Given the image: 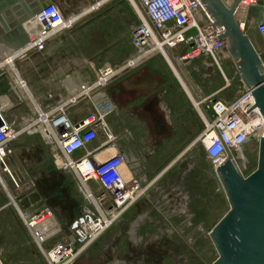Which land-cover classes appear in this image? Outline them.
<instances>
[{"label": "rangeland", "instance_id": "374dc122", "mask_svg": "<svg viewBox=\"0 0 264 264\" xmlns=\"http://www.w3.org/2000/svg\"><path fill=\"white\" fill-rule=\"evenodd\" d=\"M60 1L68 18L77 19L67 32L60 33L50 41L44 52H32L25 59L19 57L21 59L17 64L18 74L23 80L15 79L17 72L11 69L6 70L0 77V99L12 96L11 102L19 103L16 114H12L8 109H3L2 112L10 120L14 115L17 116L18 122L25 119L28 121L33 111H36L33 107H38L41 112L47 114L51 107L61 106L63 104L61 102L64 101L71 104L68 111L79 109L75 112L77 116L85 117L96 111V101L102 99V103L99 104L109 105L112 112L109 120L112 131L116 133L113 119L116 116L115 109L118 108L119 111L121 109L120 102L128 105L127 108L130 110L138 109L141 104L146 105L148 99L142 96L137 98L135 90L129 92H122L120 88L111 90L109 86L113 83L107 86H99L98 83L105 68L118 69L135 54L133 31L138 26L149 25V22L135 0H104L98 8L86 15L85 11L101 0ZM72 58L88 59L87 62L91 64L87 69L84 67L86 74H82L83 71H80L78 66L69 67L71 69L68 71L65 69L60 75L57 74V70L65 68L62 64ZM168 59L169 55L160 53L139 67L128 70L120 78L126 79L134 73L151 77L153 89L148 91L152 92L149 99L151 97L157 106L160 102L170 107L178 121L176 130H169L167 136H156L152 132L147 139L138 135L140 137L138 146L146 144L139 147L143 152V155H139L149 158L150 176L153 179L158 178L151 190L153 194L149 201L153 202L150 204L152 207L143 213L138 207L132 208L121 222L105 234L87 246L80 245L77 264H214L219 258L210 234L230 211V203L219 176L205 156L204 147L192 146L196 137L204 130L205 124L193 98ZM30 62L32 64L28 65ZM201 62L202 66L195 65L197 71L183 68L189 72L188 76L198 85L199 92L204 98L216 93V98L224 99L236 95L240 75L233 63L224 61L218 67L208 68L205 64L209 65L210 61ZM56 78H59V83L54 82ZM24 80L27 81V85L24 83L25 86L22 85ZM46 86H50L51 91ZM84 89H90L86 92H89V95L84 94ZM101 93H104L101 98H95ZM130 97H134L131 99L133 102L130 101ZM74 100L75 102L71 103ZM93 101L96 102L95 106ZM36 112L39 115V111ZM36 126L39 125L28 126L26 129V124L20 126L18 131L22 134L19 140L23 139L25 142L30 139L38 140L39 146L36 149L32 148L31 160L35 158L37 163H40V159L44 172L60 175L59 179L63 180V184L59 190L58 203L64 201V198L68 199L70 212L75 213L76 220L80 221L83 198L71 176L67 175V171L58 166L53 159L57 150L52 130ZM151 144L154 145V149ZM244 156L247 159V175H250L258 168L259 145H248L244 150ZM142 162L146 166V162ZM34 166L38 167L37 164ZM166 169H168L166 173L159 178ZM33 172L34 169L28 171L32 183L34 182L32 174H35ZM17 173L18 177L14 175V178L19 180L21 176L19 171ZM167 194L176 200L177 206L184 197H188L190 201L188 213L166 217V210L160 211L157 203ZM27 195H31L30 200L34 203L42 199L37 191ZM25 201L29 202L28 199ZM145 214L147 218L140 217ZM189 215L190 220L186 218ZM66 228L67 234L73 230L72 226ZM77 228H80L79 225L74 227ZM0 250L4 264L6 261L7 264H45L42 251L31 239L18 215L9 212H4L0 216Z\"/></svg>", "mask_w": 264, "mask_h": 264}, {"label": "built area", "instance_id": "2783aa9c", "mask_svg": "<svg viewBox=\"0 0 264 264\" xmlns=\"http://www.w3.org/2000/svg\"><path fill=\"white\" fill-rule=\"evenodd\" d=\"M139 1L147 13L149 25L138 26L133 31L135 54L118 69L105 68L99 86L114 83L128 70H133L149 58L162 54L161 50L172 54L184 68H188L197 60L210 61L209 65L205 64L208 68L218 67L227 60L232 62L227 42L221 40L224 30L215 26L200 0ZM248 1L251 3L247 5ZM257 1L246 0L241 7H257ZM35 19L39 27L29 34L30 43L6 60L14 56L16 59H25L32 52L42 53L47 50L50 41L70 28L64 11L56 5L43 10ZM239 23L244 32H249L245 21ZM257 28L264 44V17L257 24ZM186 48H190V52L183 56L182 52ZM17 78L22 79L19 74L15 75V79ZM238 80L240 85L234 98L209 97L204 101L200 115L205 127L192 146L204 147L205 156L216 171L227 158V151L215 129L217 128L228 151L233 154L238 169L244 177H249L251 174L247 175L244 150L250 144L260 145L264 135V119L256 107L248 113L255 106V99L241 78ZM11 97L0 99V169L11 174L7 160L13 153L11 145L18 141L22 134L18 131L20 126L26 124V129L32 125L47 124L52 130L56 145L55 162L71 176L84 202L81 220L68 225L73 227L70 234H67L68 226L64 225L49 206L40 209L17 208L18 217L31 239L42 251L45 264H77L80 245L87 246L121 222L133 207L147 197L158 178L153 179L143 168L142 160L122 148L120 135L112 131L109 120L112 112L109 108H100L97 103L95 112L74 120V110L68 111L71 104L63 101L61 106L51 107L47 114L41 112L40 108L33 107L39 111V115L33 111L28 121L25 119L18 122L17 116L12 115L13 119L10 120L2 112L3 109L12 111V114L18 111L19 103L16 100L11 102ZM125 135L135 141L132 132L125 131ZM98 138H102L104 143L96 149L88 150ZM82 150L86 152L78 155ZM167 170H164L159 178ZM182 200L177 206L176 200L167 194L157 206L160 211L166 210V217L181 216V213H188L187 207L190 204L188 197ZM186 218L190 220L191 216ZM78 225L80 228L74 229ZM0 264H4L2 250Z\"/></svg>", "mask_w": 264, "mask_h": 264}, {"label": "water", "instance_id": "95a60500", "mask_svg": "<svg viewBox=\"0 0 264 264\" xmlns=\"http://www.w3.org/2000/svg\"><path fill=\"white\" fill-rule=\"evenodd\" d=\"M0 0V63L20 52L29 43L25 24L54 5L58 0ZM246 0H200L215 26L224 30L221 40L227 42L228 52L240 78L255 99V107L264 119V52H258L252 35L261 36L255 23L251 32L241 29L237 18L241 4ZM138 5L149 22L141 2ZM256 19L263 14L264 2L257 1ZM262 39V37H261ZM190 52L183 50L182 55ZM6 73L0 69V77ZM195 88V87H194ZM196 89V88H195ZM226 151L227 158L216 168L227 194L230 211L211 231L212 241L219 254L214 264H264V135L259 145L258 168L244 177L215 128Z\"/></svg>", "mask_w": 264, "mask_h": 264}, {"label": "crops", "instance_id": "0c3cea01", "mask_svg": "<svg viewBox=\"0 0 264 264\" xmlns=\"http://www.w3.org/2000/svg\"><path fill=\"white\" fill-rule=\"evenodd\" d=\"M262 1L264 2V0ZM29 3H30V6H33L31 5L32 4L31 0L29 1ZM256 9H259V8L256 6H251L248 9L242 8L243 11L240 10L239 11L240 13L238 12L239 13V16H237L238 21H245L249 27L250 32L253 29L252 26L255 23H257V21L258 22L261 21L264 17V10H263V14H260L258 16V19H256V12L258 11V10L256 11ZM76 19L77 17H75V20ZM252 37H253V43L256 49L259 52L264 51V44L261 39V36L257 37L255 35H252ZM72 39L75 42V39L74 38ZM257 46L260 49L257 48ZM87 60H84L82 58L81 59L72 58V60H68L67 62L62 64L65 66V68H61V70L59 71L57 70L56 73L60 75L61 72L64 71L65 69L68 71L69 69H71L69 67L78 66L80 71H83L82 74H86L84 73L85 72L84 67H86L87 69L90 67V64H91L90 62H87ZM228 62L231 64L232 63L234 64L233 61L232 62L228 61ZM31 64L32 62H30L28 65H31ZM196 64H197V67L202 66L201 60L192 62L188 66L189 68L188 71L190 70L193 72L197 71L198 68L195 66ZM58 79L59 78L54 79L55 80L54 82L59 83ZM191 80L195 84V81L193 79ZM152 84L153 83H152L151 77H149L148 75L134 73L128 76L126 79L124 78V79H119L115 81L112 86H109L111 90H117L118 88H120L122 92H129L130 90L131 91L135 90L137 92V95H136L137 98L142 96L148 99V103L146 105L141 104L138 106V109L132 108L130 110L127 108L128 105L125 106L120 102L121 109L120 111L118 108L115 109L116 116H114V119H113V123H114L113 126L116 131V134L120 135V144L122 148L125 151H128L129 153L133 154L138 159L146 162V166L143 165V168L145 169L146 173H150L149 158L139 155V154L143 155V152L141 151L139 147L146 145L144 144V145L138 146L140 137H146L148 139V137L150 138V135L152 132H154L156 136H160V137L167 136V134L170 133L169 130H176V125L178 124V121L176 120L175 116H173L174 112L170 109V107H167V105H162L160 104V102L158 103L159 105L157 106L156 104H154V101L151 100V97L149 99V95L152 92L148 93V91L150 89L151 90L153 89ZM149 85H150V88H148ZM195 86L199 88L198 85L195 84ZM228 86H230V82H228ZM47 88L48 90L51 89L50 86ZM86 90L87 89H84V92ZM233 90L235 92L234 86H233ZM86 95H89V93ZM103 95L104 93H101L95 98H101V96ZM216 95L217 93L209 97H215ZM209 97L204 98V96H202L204 101H206ZM234 97L235 96H232L226 99H232ZM91 99H94V98H91ZM131 99L133 100L134 97L133 98L130 97V101H132ZM97 103H98V106L100 107L99 103H102V99L101 100L98 99ZM93 105L95 106L94 103ZM101 107L108 109L109 105H105ZM76 110H79V109H76ZM76 110L73 111V115H72V118L74 120L81 118L77 116V113H75ZM109 110L111 109L109 108ZM202 110H203V107H202ZM125 131L132 132L135 137V141H132L129 137H126ZM138 135H140V137ZM37 141L38 140L30 139V140H27V142H25L23 141V139H20L11 145L13 153L8 157V160H7V165H8V168L11 174H8L0 169V216L4 212H9L12 215H18L17 208L40 209L44 206H49L54 210L57 216L62 220L64 225L68 226L69 224H72L75 221H77L76 220L77 215H75V213L73 214L72 212H70V207L68 205L69 204L68 199L64 198L65 199L64 201L58 203L59 190L63 184V180L59 179L60 175L44 172L40 159H39L40 163H37L35 158L33 159L35 161L34 163H33V160H31L33 157L31 154L33 152L32 148L36 149L39 146ZM103 143H104V140L102 138H98L88 147V150L96 149L100 147ZM152 146L154 149V145ZM85 152H86L85 150H82L78 153V155H83ZM48 155L50 156V154ZM53 159H55L54 155H53ZM36 164L38 165V167L34 166ZM32 169H34L33 173H35V174H32L34 177L33 183L31 181V176L28 173V171H31ZM17 171H19L20 176H21V178L20 177L18 178L19 180L16 179L18 177ZM139 173H140V170H139ZM14 175H16V178H14L15 177ZM35 191H37V193L40 194L42 199L34 203L30 200L31 195H27V193L35 192ZM6 194H10V196H6ZM152 194H153V191L149 192L147 197L135 206V207H138L140 211H142V213L145 211L147 212L149 208L152 207L150 204L151 203L153 204V202L149 201L150 198L152 197ZM27 199L29 200V202L25 201ZM143 216L147 218L146 214L140 217H143ZM5 264H7V261Z\"/></svg>", "mask_w": 264, "mask_h": 264}, {"label": "bare ground", "instance_id": "6f19581e", "mask_svg": "<svg viewBox=\"0 0 264 264\" xmlns=\"http://www.w3.org/2000/svg\"><path fill=\"white\" fill-rule=\"evenodd\" d=\"M58 1H59L60 5H61L60 8L64 11V15H65V18H66V20H67V22H68V25H71V24L75 21V18H68L67 14H66V11L64 10V6H63L62 2H61L60 0H58ZM135 1H136V3H137V6L139 7L138 2H140V1H139V0H135ZM102 2H104V0H101V1H100L99 3H97L96 5L92 6V7L89 8V9H87V10L85 11V15H86L87 13L89 14L90 11H92V10L98 8V7L102 4ZM133 2H134V1H133ZM228 3H229V2H228ZM250 3H251V2L248 1V2H247V5L250 4ZM134 4H135V3H134ZM141 5H142V4H141ZM87 8H88V7H87ZM241 10H242V8H241ZM239 11H240V10H239ZM242 11H243V10H242ZM92 12H93V11H92ZM239 13H240V12H239ZM239 13L237 14V16H239ZM24 27H25V29H26L27 32H31V31H35V30H37L38 27H39V24H38L37 20L34 19V20H31V21H29L28 23H26ZM161 51H162L164 54L169 55V60L171 61L172 66L174 67V69H176V72H178V75H179V77H180L182 83L184 84V85H183V84H182V85L186 87L187 92L190 94V96H192L191 98H193L192 100L194 101L195 106H196L197 109L202 113V107H203V104H204V99L201 98V94H200L198 88L195 86V84L192 82V80H191L190 77L188 76L187 72H186L185 69L183 68L184 66L181 65L176 59H174V58L172 57V54H170L169 52H164L163 50H161ZM258 52H259V51H258ZM167 53H168V54H167ZM19 59H21V58L16 59V56H14V57H11V58L5 60L4 62L0 63V69H5V70H9V71H10V69H11V70L17 72V74H18L17 64H18V62H19ZM26 82H27V81L24 80V82H22V85L25 86L24 83L26 84ZM26 85H27V84H26ZM194 87H195L196 89H195ZM27 92H28V91H27ZM28 95H29V94H28ZM35 103H36V102H35ZM40 104H41V103H40ZM41 105H42V104H41ZM43 119L46 121V117H44ZM42 126H43V125H42ZM43 127L48 128L47 126H43Z\"/></svg>", "mask_w": 264, "mask_h": 264}]
</instances>
